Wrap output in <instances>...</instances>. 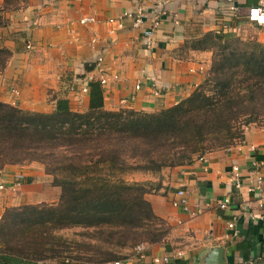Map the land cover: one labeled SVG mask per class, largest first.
<instances>
[{
  "label": "crops",
  "instance_id": "0c3cea01",
  "mask_svg": "<svg viewBox=\"0 0 264 264\" xmlns=\"http://www.w3.org/2000/svg\"><path fill=\"white\" fill-rule=\"evenodd\" d=\"M158 1L28 0L27 6L8 13L9 24L0 28V48L12 53L0 71V101L48 112L56 97L84 108L88 93H78L71 87L100 54L102 71L108 76L102 87L105 108L153 112L187 97L210 67L212 52L186 49L188 37L233 32L264 44V29L246 18L256 0H236V17L228 11L225 0H167L163 6ZM160 7L164 14H160ZM139 10L145 16L138 26L132 18L124 19L121 29L107 21L123 12ZM157 14L160 24L154 30L152 45L147 47L143 32L152 26ZM83 17H94V21L80 23ZM93 38L95 43L91 42ZM28 43L30 49L26 48ZM136 85L140 87L136 89ZM13 89L19 94L15 95ZM233 166L239 168V185ZM257 172L264 176V125L251 124L242 143L211 151L187 165L163 169L159 178L145 173L126 175L129 181L160 182L158 192L145 198L155 215L169 225L165 239L146 244L143 256H132V249L125 250L131 254L129 264H215V248L221 250L223 264H264V219L249 216V212L257 214L261 209L257 193L246 190ZM18 174L24 175V182L13 191L10 184ZM0 182L7 187L0 193V215L12 206L55 203L59 197V189L51 186L50 176L35 162L0 169ZM178 189L185 191L188 212L171 204ZM261 189L264 191V182ZM226 197L230 200L228 207L221 209L219 202ZM195 211L198 213L193 215ZM232 218L234 227L229 228ZM83 263L87 264L71 259L69 264ZM4 264L43 262L6 259Z\"/></svg>",
  "mask_w": 264,
  "mask_h": 264
},
{
  "label": "trees",
  "instance_id": "16d2710c",
  "mask_svg": "<svg viewBox=\"0 0 264 264\" xmlns=\"http://www.w3.org/2000/svg\"><path fill=\"white\" fill-rule=\"evenodd\" d=\"M27 4L3 0L0 28L9 24L8 13ZM184 47L211 51L210 67L187 97L153 112L105 108L98 80L88 83L84 108L56 97L48 112L0 101V169L38 163L60 191L56 203L4 210L1 264L61 257L104 264L127 259L133 252L125 250L138 244L162 242L169 225L145 198L160 182L125 176L187 165L242 143L249 125H264V44L233 32H206L188 37ZM11 54L0 48V71ZM71 229L75 236L60 233Z\"/></svg>",
  "mask_w": 264,
  "mask_h": 264
},
{
  "label": "built area",
  "instance_id": "2783aa9c",
  "mask_svg": "<svg viewBox=\"0 0 264 264\" xmlns=\"http://www.w3.org/2000/svg\"><path fill=\"white\" fill-rule=\"evenodd\" d=\"M166 1L167 0H159L158 4L160 6H163V4ZM225 1L227 3L228 11L231 13V15L236 17L239 14V6L237 5V1L236 0H225ZM160 9H161L160 14H164L165 11L163 10V8L160 7ZM143 16L145 15H144V12L141 10L137 11V13L126 11L120 14L117 18H109L107 21L108 23L114 24L116 29H121L123 28L124 19L132 18L134 20V25L138 26L139 24L142 23ZM246 18L248 22L255 24L256 26L264 29V0H256L255 4L248 8ZM93 21H94V17H83L80 19V23H83V24L90 23ZM159 24H160L159 14H157L153 18L152 26L143 32L145 45L147 47L152 45V36H153L154 30L159 27ZM91 42L95 43L96 38H93ZM31 47L32 45L30 43L26 45L27 49H30ZM102 61H103L102 55L100 54L96 55L94 61L90 64L92 66V70L82 75V77H78L74 79V85H72L71 90H75L78 93L86 94L88 92V83H90L93 80H98L100 84L102 85V87L106 85V83L108 82V76L102 71ZM93 70H97L99 73L96 75L94 74ZM139 87H140L139 85H136V89H138ZM12 92L15 95L19 94L17 89H13ZM232 172H233L235 182L239 185L241 182L239 168L237 166H233ZM23 182H24V175L23 174L16 175V177L13 179L12 183L10 184L11 190L17 191L21 187ZM263 182H264V176L261 173L257 172L254 178L250 179L246 186L247 192L257 193L256 202H257L258 207L261 209V211L257 214L249 212V216L253 219L254 218L259 219V220L264 219V191L261 189ZM6 188L7 187L5 186V184L0 182V193L4 192ZM229 202H230L229 198L226 197L222 201L219 202V207L221 209H225L228 207ZM171 204L173 207L178 208L181 211H186V212L189 211L188 199L183 189H178L176 191L175 198L171 201ZM197 213L198 211L192 212L193 215H196ZM228 227L229 228L234 227L233 218L231 221L228 222ZM144 248H145V244L143 243L136 245L133 249L132 256H143ZM129 260L130 258L128 257L125 260L107 261L104 264H129L130 263ZM166 260L167 258L164 257L163 261H166ZM70 261H71L70 258L63 257L58 260L55 259L52 261L49 260V261H42V262L43 264H69ZM156 261H158V259H156Z\"/></svg>",
  "mask_w": 264,
  "mask_h": 264
},
{
  "label": "rangeland",
  "instance_id": "374dc122",
  "mask_svg": "<svg viewBox=\"0 0 264 264\" xmlns=\"http://www.w3.org/2000/svg\"><path fill=\"white\" fill-rule=\"evenodd\" d=\"M42 166V165H41ZM43 167V166H42ZM43 170H44V168H43ZM132 174V173H131ZM146 174V173H145ZM148 174V173H147ZM48 175V174H47ZM127 175H129V174H127ZM157 175V176H156ZM158 175H159V173L158 174H155V176L157 177V178H159L158 177ZM50 176V175H49ZM126 178V177H125ZM156 178V179H157ZM50 179H51V186H53L52 185V177L50 176ZM129 181V180H128ZM145 181V180H144ZM150 181H152V180H150ZM154 182H158V180H156V181H154ZM53 187H55V186H53ZM55 188H58V187H55ZM59 189V188H58ZM41 203V202H40ZM44 203H48V204H53V203H50V202H44ZM56 203V202H55ZM25 204V203H24ZM33 204H35V203H33ZM21 205H23V204H21ZM19 206V205H18ZM76 231H77V229H71V230H63V231H61L60 233H62L64 236H67V237H71V236H75L76 235ZM61 258H63V257H61ZM61 258H59V259H61ZM49 260H55V259H45V260H43V261H49ZM56 260H58V259H56Z\"/></svg>",
  "mask_w": 264,
  "mask_h": 264
},
{
  "label": "water",
  "instance_id": "95a60500",
  "mask_svg": "<svg viewBox=\"0 0 264 264\" xmlns=\"http://www.w3.org/2000/svg\"><path fill=\"white\" fill-rule=\"evenodd\" d=\"M220 252L221 250L219 248H215L214 249V253H215V264H223V260L222 258H220Z\"/></svg>",
  "mask_w": 264,
  "mask_h": 264
}]
</instances>
